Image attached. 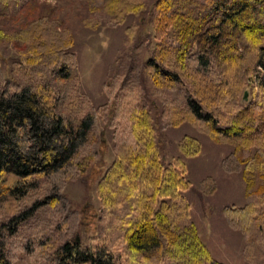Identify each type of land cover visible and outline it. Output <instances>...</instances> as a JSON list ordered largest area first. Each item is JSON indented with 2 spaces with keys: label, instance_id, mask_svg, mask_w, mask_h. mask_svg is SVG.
Instances as JSON below:
<instances>
[{
  "label": "trees",
  "instance_id": "trees-1",
  "mask_svg": "<svg viewBox=\"0 0 264 264\" xmlns=\"http://www.w3.org/2000/svg\"><path fill=\"white\" fill-rule=\"evenodd\" d=\"M21 4L0 0V19L12 23L0 44L14 41L17 51L7 72L0 57V264L36 254L43 264H225L185 196L193 186L185 157L165 159L159 129L188 123L233 145L222 168L244 175L248 204L223 212L248 238L264 222V174L256 187L249 176L264 169V0H105L112 23L133 21L99 106L83 94L72 30L51 7L30 16ZM102 126L116 156L83 240L64 191L101 156ZM182 147L188 157L201 151L193 138ZM217 188L212 177L200 183L206 196Z\"/></svg>",
  "mask_w": 264,
  "mask_h": 264
},
{
  "label": "rangeland",
  "instance_id": "rangeland-1",
  "mask_svg": "<svg viewBox=\"0 0 264 264\" xmlns=\"http://www.w3.org/2000/svg\"><path fill=\"white\" fill-rule=\"evenodd\" d=\"M105 0H22L30 16H36L41 6L52 8L58 18H62L74 36V51L78 59V74L82 82L83 94L93 105L99 106L105 102L102 83L120 55L124 45L125 29L133 21L129 17L125 24L116 25L111 18L100 9ZM27 13V14H28ZM12 23L7 24L0 19V28L11 29ZM149 27L142 30V41L145 45L150 42ZM15 42L0 44V57L3 60L5 72L17 56ZM251 87L260 93L255 81ZM251 90V89H249ZM250 95H248L249 99ZM105 130L103 151L92 164L89 172L78 180L69 182L65 195L71 200L72 208L82 217L79 234L86 240L95 226L92 214L100 207L97 196V184L105 170L114 161L116 153L111 131ZM188 138L199 141L201 151L196 156H186L183 153V143ZM159 140L163 147L166 160L173 156H184L189 171L192 188L185 193L193 211L194 220L200 236L212 252L215 259L225 264H264V222L250 232L248 238L241 232L232 229L225 218L226 206L244 207L248 204L247 180L243 174H230L222 168V161L234 151L228 142L215 143L209 135L202 133L186 123L178 128L166 126L159 129ZM189 143L186 148H191ZM244 158L253 156L254 150L240 151ZM264 174L262 167H257L252 175L254 187ZM207 177H212L217 183V192L206 196L200 191V183ZM264 211V210H262ZM44 257L36 254L32 257L21 255L20 264H43Z\"/></svg>",
  "mask_w": 264,
  "mask_h": 264
},
{
  "label": "water",
  "instance_id": "water-1",
  "mask_svg": "<svg viewBox=\"0 0 264 264\" xmlns=\"http://www.w3.org/2000/svg\"><path fill=\"white\" fill-rule=\"evenodd\" d=\"M248 95H249V92L247 91V92H245V100L247 101L248 100Z\"/></svg>",
  "mask_w": 264,
  "mask_h": 264
}]
</instances>
